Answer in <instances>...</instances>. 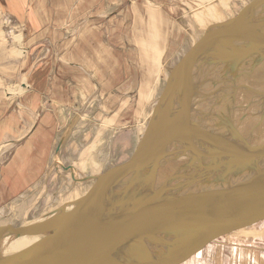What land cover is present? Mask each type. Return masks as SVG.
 <instances>
[{
  "label": "rangeland",
  "instance_id": "1",
  "mask_svg": "<svg viewBox=\"0 0 264 264\" xmlns=\"http://www.w3.org/2000/svg\"><path fill=\"white\" fill-rule=\"evenodd\" d=\"M74 1L63 23L50 25L58 30L52 36L64 32V40L56 39L55 45L44 37L36 58L22 53L26 27L11 25L8 15L0 16V34L8 43L11 69V81L0 80V86L7 90L2 94L8 105L12 104L7 109L12 117L0 126V137L14 134V138L0 139V226L19 227L42 217L66 200L79 183H89L95 175L129 159L145 132L147 115L160 96L165 77L199 40L195 27L209 28L205 22L200 24L202 19L213 21V26L218 19L225 21L218 18L220 12H212L227 4L238 13L234 16H241L242 8L252 5V0H92L83 7ZM207 7L211 12L204 13ZM150 22V29L157 31L154 44L143 34ZM50 26L43 25L40 31L45 29L47 35ZM61 41L63 48H59ZM241 43L233 46L243 51L247 44L240 47ZM55 49L58 55L52 56V65L59 66V73H54L53 80L44 79L41 95L30 96L20 82L32 85L29 70L44 64ZM24 56L27 74L20 77L17 63ZM148 86L153 91L147 99L139 93ZM247 90H241L242 95L232 98L231 104L235 101L239 107L242 102L237 99L247 96ZM22 96H30L27 109L20 107ZM210 105L212 101L204 107ZM33 129L28 138H22ZM71 168L77 173L75 179ZM235 263L264 264V219L215 238L181 262Z\"/></svg>",
  "mask_w": 264,
  "mask_h": 264
},
{
  "label": "water",
  "instance_id": "2",
  "mask_svg": "<svg viewBox=\"0 0 264 264\" xmlns=\"http://www.w3.org/2000/svg\"><path fill=\"white\" fill-rule=\"evenodd\" d=\"M244 17L237 15L209 29L190 48L166 78L130 158L95 176L89 192L72 203H80L76 209L26 226H0V238L5 233L47 234L32 247L0 256V264H181L215 238L264 219V175L257 177L260 169L253 166L250 176L226 187L217 183L201 193L182 189L176 195H149L128 203L126 190L120 188L129 174L141 176L148 165L149 176H154L165 148L183 137L178 129L191 123L187 112L193 109L192 72L264 47V17ZM242 41L247 43L243 51L233 46ZM220 42L222 48L217 47ZM204 133L211 137L203 142L216 166L242 161L249 165L254 159L264 164V147L249 146L211 128ZM202 154L197 151L191 160Z\"/></svg>",
  "mask_w": 264,
  "mask_h": 264
},
{
  "label": "bare ground",
  "instance_id": "3",
  "mask_svg": "<svg viewBox=\"0 0 264 264\" xmlns=\"http://www.w3.org/2000/svg\"><path fill=\"white\" fill-rule=\"evenodd\" d=\"M150 24L147 28L148 32L143 30V34L149 36L150 43L154 44L158 38L155 34L156 30L150 29L151 26L153 27V22H150ZM217 47L222 48V43L220 42ZM228 49H230V46ZM263 49L264 47L262 46V50ZM240 64H242L241 66L244 67L247 73L251 75V77H254L256 81L253 86L251 85L252 95L247 99L246 103L243 101L244 98L242 99V97L241 99H237L242 102L238 107L237 104L235 105V101L231 104L232 98L236 99V96L239 98V96L242 95L240 91L246 87L249 81L248 78L237 77L238 74H236L235 71ZM166 78L167 77H165V79ZM192 79L193 85L190 93L193 109L191 113L187 112V114L191 115V123L186 122L184 125L185 127L182 128L181 131L178 129V133L183 137L177 139V141H174L165 148L162 160L158 165L159 169L154 176H149L151 168L150 165H148L143 170L141 176L134 178L132 176L133 174H129L128 177L121 181L120 188L122 187L126 190L128 194L127 197L129 198L128 203L129 201L135 202L143 199L149 195L162 198L164 195H176L182 191V189H185L183 191L186 193H194V191L201 193L208 188H214L217 183H220L219 187H226L229 183H235L246 176H250L251 166L260 169L256 175L257 177H262L264 175V164H260L259 162L256 163L257 161L255 162V159L252 160V163L249 165L248 162L245 163L242 161L230 164V166L222 162V165L218 164L216 166L217 160H213L210 151H207L208 146L203 142V139L207 137L211 138L207 133H204L208 132L211 128L216 131L217 134L237 139L249 146L257 148L264 147V51L262 54H256L252 62H245L244 60L234 58L227 62L205 65V68L202 70L192 72ZM207 84L211 85L208 86ZM164 87L165 85L161 92ZM152 91L151 87L149 88L148 86L147 91L145 92V90L142 89L139 95H141V97L147 96L148 99L152 96L150 95ZM203 96L206 98L204 102ZM208 96H210L209 99ZM211 101L212 105L206 106L205 108V104H210ZM153 108L147 115L149 119L153 114ZM194 124V129H190L193 128ZM235 124L238 128L235 127ZM145 125L146 124H144L140 130H143ZM192 132L195 133L192 134ZM197 151L203 154L198 155L197 159L192 161L191 159ZM182 164L183 169L181 167ZM71 170L72 178L75 179L77 173L73 168H71ZM93 178L95 179V177ZM94 179L89 183H79V180L76 181L79 185L76 186L72 194L69 195L66 200H60L61 202L56 206L51 205L52 207H50L42 217L22 225L34 224L35 222L47 220L63 211L76 209L80 203L74 205H72V203L76 201L77 198L89 192L91 189L90 185H93ZM128 180L131 182L127 183ZM45 239H47V234L44 233L19 235L15 233H5V235L0 238V256L4 257L5 255L32 247Z\"/></svg>",
  "mask_w": 264,
  "mask_h": 264
},
{
  "label": "crops",
  "instance_id": "4",
  "mask_svg": "<svg viewBox=\"0 0 264 264\" xmlns=\"http://www.w3.org/2000/svg\"><path fill=\"white\" fill-rule=\"evenodd\" d=\"M259 1L258 5L256 4V2ZM75 2L74 0H0V16L1 14H4L5 16L8 15V18L10 17L12 20H10L11 25H14L16 27H26L25 31H22V36H21V40L23 42V46H21L22 48V53H27L28 57L31 58H36V51H40V46H41V40L44 37H48V39H50V42L54 43L55 45L57 43H55L54 41L57 39L60 40H64L63 36H64V32L61 33V35H58V37H54L52 36L53 34H56L57 32L51 28L52 25H57V23H63L64 19L66 18V14L67 11L69 10V8L71 7V3ZM93 3L92 0H79V4L81 6H86L87 3ZM252 5L249 6H245L244 8H242L243 10V14H246V18L247 20H249V18H253V21H257L260 18V16H258L257 14H260L261 16L263 12L259 13L260 9L263 7V3L264 0H252L250 2ZM201 8V6L199 7ZM196 9V8H195ZM194 10V8H193ZM198 10V8H197ZM211 12V10L207 7L206 8V12L204 13H208ZM218 18L224 19L225 21L231 20V18L236 17L234 15H232V13L234 14H238L236 11L234 12L231 9V5L227 4L226 6L222 7L221 9L219 8L218 11H214L212 12L213 15H218ZM198 13V12H197ZM195 11H192L190 13V15H194ZM242 14V15H243ZM255 17V18H254ZM259 18V19H258ZM217 20V18H216ZM220 19H218L217 24H215L214 26L212 25L211 20H207V19H202V21L200 22V24L202 22H205V25H207L209 28L208 29H203L202 30L200 28V26L195 27L197 34L201 35L199 36V39L202 38L204 36V33H206L209 29H211L210 27H216L218 26V24L222 23L219 22ZM261 21V20H260ZM199 22V21H198ZM224 22V21H223ZM43 25H47L50 27L48 28V34L46 35L45 29L43 31H40L41 26ZM3 27V22H1L0 19V29ZM202 27V26H201ZM199 30V31H198ZM1 33V31H0ZM45 34V36H44ZM197 42V41H196ZM62 41L59 42V48H63V43ZM237 43V42H235ZM240 43V42H238ZM246 43V42H245ZM8 44L4 38L1 36L0 34V68L2 67L3 71H0V80L5 82V80L11 81L10 80V68H9V55H8V46L6 45ZM247 44V43H246ZM240 47H244V42L242 41V43L240 44ZM260 52L256 51H250L248 54L243 55V56H238L235 58L244 60L245 62L250 61L252 62V60L255 59V55L258 53H263L264 49H260ZM52 55L51 58L46 59L44 61V64H40L37 65L35 64L33 69H30L28 72L29 78V82L32 83V85L28 84V83H23L20 82L21 84H23V88H25V91H28L29 93L31 92L30 96L32 95H41L39 94V90L41 89L40 86H42V82H44V79L48 78L50 80H53V75L55 72L59 73V66L57 67V65H52V56H54V58H56V55H58L57 53V49L52 50ZM34 54V57H33ZM21 59L18 60L17 66L19 71V75L20 77H22L23 74H27V69L25 66L26 63V56H24L23 58L20 57ZM83 67V66H82ZM22 69V70H21ZM6 70V71H4ZM24 70V72H23ZM84 70V69H83ZM23 72V73H22ZM236 74L237 77H241V78H248L249 81L247 82L246 87L248 88L246 95L247 96H242L243 101H245V103L247 102V99H249V97L252 95L251 93V85L253 86V84L255 83L256 79L254 77H251V75H249L247 73V70L244 67H237L236 69ZM246 72V74H245ZM6 75H8L6 77ZM51 75V76H50ZM50 76V78H49ZM36 85V86H35ZM27 87H29L30 89L27 90ZM53 91V90H52ZM2 92H7V90L3 87V90L0 86V126H2L3 123H6V121H8L10 119V116L12 117V114L10 115V113H8L9 110V106H11L12 104L10 103V105H8V100L5 99L3 97ZM250 92V94H249ZM27 95V92H25ZM54 93V92H53ZM30 96L27 98L24 96H22L21 98H19L20 102H21V108H25L27 109V104L29 102V98ZM18 101V99H17ZM39 105V104H38ZM27 113V112H26ZM27 123L29 122V118H26ZM11 124H13V121H11ZM12 128V127H11ZM15 130L12 131L13 132ZM34 131V129L32 131H28V133L22 137H29L31 135V133ZM8 135V134H6ZM6 135L0 137V139L4 138V139H10V138H14V134H10V136L6 137ZM72 194V192H71ZM70 194V195H71ZM236 264V263H235Z\"/></svg>",
  "mask_w": 264,
  "mask_h": 264
}]
</instances>
